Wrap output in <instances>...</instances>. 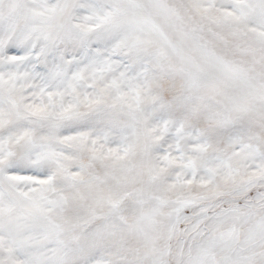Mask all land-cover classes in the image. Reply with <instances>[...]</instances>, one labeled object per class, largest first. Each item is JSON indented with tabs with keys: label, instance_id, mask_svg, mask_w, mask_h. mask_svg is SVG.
<instances>
[{
	"label": "snow or ice",
	"instance_id": "obj_1",
	"mask_svg": "<svg viewBox=\"0 0 264 264\" xmlns=\"http://www.w3.org/2000/svg\"><path fill=\"white\" fill-rule=\"evenodd\" d=\"M0 264H264V0H0Z\"/></svg>",
	"mask_w": 264,
	"mask_h": 264
}]
</instances>
